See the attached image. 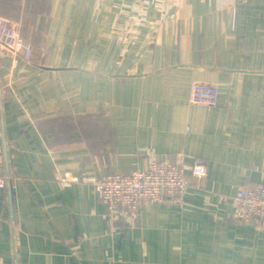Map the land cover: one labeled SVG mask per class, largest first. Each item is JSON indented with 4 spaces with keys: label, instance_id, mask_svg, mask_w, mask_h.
<instances>
[{
    "label": "crops",
    "instance_id": "crops-1",
    "mask_svg": "<svg viewBox=\"0 0 264 264\" xmlns=\"http://www.w3.org/2000/svg\"><path fill=\"white\" fill-rule=\"evenodd\" d=\"M33 46L0 49V264H264L233 196L264 184V0H0ZM194 80L219 85L213 106ZM207 162L180 203L109 217L79 179ZM223 198H213V194Z\"/></svg>",
    "mask_w": 264,
    "mask_h": 264
},
{
    "label": "built area",
    "instance_id": "built-area-1",
    "mask_svg": "<svg viewBox=\"0 0 264 264\" xmlns=\"http://www.w3.org/2000/svg\"><path fill=\"white\" fill-rule=\"evenodd\" d=\"M177 0H161L163 6ZM248 0H238L245 4ZM0 49H8L15 56L29 60L33 53L31 43L24 40L19 25L0 16ZM217 82L194 80L191 85L190 101L195 105L213 106L217 102ZM207 174V162L196 158L191 166L152 155L146 170L112 172L99 177L88 176L79 179L70 172L59 177L67 186L79 180L90 182L98 198L105 204L109 217L127 218L131 222L139 216L140 205L154 201L159 203H180L186 189L195 186L194 180ZM8 177L0 174V190L7 187ZM213 194V198H223ZM236 214L244 222L260 221L264 224V184L241 185L233 196Z\"/></svg>",
    "mask_w": 264,
    "mask_h": 264
}]
</instances>
